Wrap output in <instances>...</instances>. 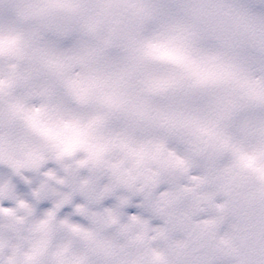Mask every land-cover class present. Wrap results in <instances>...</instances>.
Returning a JSON list of instances; mask_svg holds the SVG:
<instances>
[{"label":"clouds","instance_id":"obj_1","mask_svg":"<svg viewBox=\"0 0 264 264\" xmlns=\"http://www.w3.org/2000/svg\"><path fill=\"white\" fill-rule=\"evenodd\" d=\"M0 264H264V0H0Z\"/></svg>","mask_w":264,"mask_h":264}]
</instances>
